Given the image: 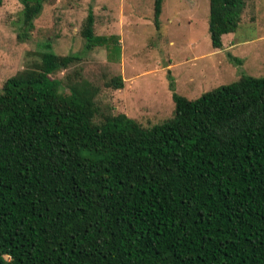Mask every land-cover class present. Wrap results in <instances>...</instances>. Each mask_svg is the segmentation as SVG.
Instances as JSON below:
<instances>
[{"label": "trees", "instance_id": "trees-1", "mask_svg": "<svg viewBox=\"0 0 264 264\" xmlns=\"http://www.w3.org/2000/svg\"><path fill=\"white\" fill-rule=\"evenodd\" d=\"M18 1L24 35L46 0ZM208 1L219 49L243 0ZM93 22L87 49L105 42ZM36 55L0 88V264H264V77L194 100L169 82L171 117L144 128L99 114L97 88L67 72L78 56Z\"/></svg>", "mask_w": 264, "mask_h": 264}, {"label": "rangeland", "instance_id": "rangeland-1", "mask_svg": "<svg viewBox=\"0 0 264 264\" xmlns=\"http://www.w3.org/2000/svg\"><path fill=\"white\" fill-rule=\"evenodd\" d=\"M88 10L94 35L105 37L102 47L87 49L79 35ZM208 10V0H162L155 19L153 0H46L23 35L21 3L1 0L0 88L38 59L36 53L75 55L80 59L67 72L79 69L97 88L100 115L122 113L144 128L160 124L172 115L169 82L174 93L194 100L240 76L264 77V0H243L240 21L221 36L219 49L210 45ZM64 75L52 77L68 93L73 87ZM116 76L122 78L119 90L105 85Z\"/></svg>", "mask_w": 264, "mask_h": 264}, {"label": "crops", "instance_id": "crops-1", "mask_svg": "<svg viewBox=\"0 0 264 264\" xmlns=\"http://www.w3.org/2000/svg\"><path fill=\"white\" fill-rule=\"evenodd\" d=\"M121 80H122V78H121Z\"/></svg>", "mask_w": 264, "mask_h": 264}]
</instances>
